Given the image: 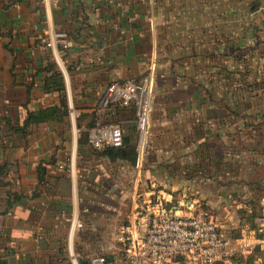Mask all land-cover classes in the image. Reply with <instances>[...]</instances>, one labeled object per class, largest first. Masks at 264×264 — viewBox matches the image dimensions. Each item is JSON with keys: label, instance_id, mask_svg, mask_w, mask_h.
<instances>
[{"label": "crops", "instance_id": "crops-1", "mask_svg": "<svg viewBox=\"0 0 264 264\" xmlns=\"http://www.w3.org/2000/svg\"><path fill=\"white\" fill-rule=\"evenodd\" d=\"M174 1L0 0V264H130L125 249L158 203L209 213L241 259L217 264H264V0L204 13ZM50 40L72 42L57 46L61 61ZM47 62L67 115L25 124L60 105ZM152 63L147 147L139 162L110 159L81 132L108 82L139 81ZM119 110L111 120L136 138Z\"/></svg>", "mask_w": 264, "mask_h": 264}, {"label": "built area", "instance_id": "built-area-1", "mask_svg": "<svg viewBox=\"0 0 264 264\" xmlns=\"http://www.w3.org/2000/svg\"><path fill=\"white\" fill-rule=\"evenodd\" d=\"M39 1L43 5H55L61 0ZM45 44L55 51L57 61H61L57 46L62 49L72 46L69 40L58 44L50 40ZM154 69V64H150L139 81L114 80L106 84L92 108V125L87 129L88 145L95 150L121 146L122 128L111 119L117 110L133 108L135 151L137 161H140L147 147L153 111ZM70 115L74 121L79 112L71 107ZM147 210L141 235L135 240L131 238L125 249V257L130 264H217L235 256L236 250L231 248L230 240L222 236L218 224L206 210L200 208L184 214L162 203L149 206ZM72 229H81V224L76 223ZM242 246L248 248L250 245L245 243ZM71 263L77 264L72 254ZM87 264H106V258L104 255L93 256Z\"/></svg>", "mask_w": 264, "mask_h": 264}, {"label": "trees", "instance_id": "trees-1", "mask_svg": "<svg viewBox=\"0 0 264 264\" xmlns=\"http://www.w3.org/2000/svg\"><path fill=\"white\" fill-rule=\"evenodd\" d=\"M47 72L46 82H45V90H56L60 92L61 98H60V105L59 106H51L48 108H44L37 113H27V117L24 121L25 124L28 122H44L50 119H57L58 117L61 118V116L67 115V104L65 100V94H64V83H63V77L61 72L57 69L56 65L53 62H47V64L43 68ZM120 111V110H119ZM128 112V114H127ZM119 113V112H116ZM121 113L123 116L130 117L131 119L134 117V109L133 108H125L121 109ZM92 121V120H91ZM89 121V127L92 125V122ZM91 122V123H90ZM79 121L77 122V126H79ZM82 139L87 140V133L81 132ZM79 142H81V140ZM135 134L134 131H131L130 134H123V142L122 145L119 147H106L102 150H99L101 154L107 156L110 159L119 158V159H125L127 161H130L131 163H134L137 160L136 157V151H135ZM41 170V167L39 168ZM41 180V178H40ZM167 207V206H166ZM253 226V225H252ZM232 261L240 262L241 259L237 257H231ZM106 259V264H107Z\"/></svg>", "mask_w": 264, "mask_h": 264}, {"label": "rangeland", "instance_id": "rangeland-1", "mask_svg": "<svg viewBox=\"0 0 264 264\" xmlns=\"http://www.w3.org/2000/svg\"><path fill=\"white\" fill-rule=\"evenodd\" d=\"M169 1H173V2H171V3H169L170 5H172L171 7L172 8H174L176 5H174V4H177V3H174L175 1L174 0H169ZM216 1H218L219 3H216V4H219V5H217L219 8H223V6H222V1L221 0H198L197 2H198V5H199V12H201V13H204V12H206V10H209V9H213V5H214V2H216ZM185 6V2H183V3H181L180 4V7L181 8H185L184 7ZM249 106V105H248ZM127 114H128V112H127ZM76 120H79V117H77L76 118ZM85 121L87 122L88 121V119L86 118L85 119ZM264 121V120H263ZM76 126H75V131H76ZM66 255V254H65ZM63 264H69V261H68V259L67 258H65L64 259V262H63Z\"/></svg>", "mask_w": 264, "mask_h": 264}]
</instances>
